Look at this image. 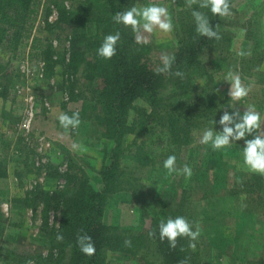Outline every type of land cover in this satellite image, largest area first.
<instances>
[{
	"label": "rangeland",
	"instance_id": "374dc122",
	"mask_svg": "<svg viewBox=\"0 0 264 264\" xmlns=\"http://www.w3.org/2000/svg\"><path fill=\"white\" fill-rule=\"evenodd\" d=\"M57 1L59 7L48 3L32 33L49 47L37 52L31 42L15 51L10 42L0 45V264H49L50 258L52 264H74L70 247L49 237L61 214L55 198L81 183L100 191V172L113 163L120 177L115 192L104 196L99 222L101 235L117 241L104 247L100 264H180L165 256L162 243L168 242L160 241L158 228L161 220L177 217V209H185L193 231L197 225L201 229L195 250L188 238H178L177 244L184 242L193 254L184 255L187 264L264 263V175L244 165V140L213 151L199 142L206 129L188 124L189 136L174 150L162 132H145L131 122V134L113 158V143L97 116L104 111L105 95L100 96L107 86L99 66L111 60L100 58L97 49L105 36L115 34L111 6L103 0ZM134 5L163 6L170 16L185 7L184 0H135ZM230 11L220 17L225 38L220 55L211 51L203 57L204 63L219 57L223 66L209 73L212 80L197 81V93L201 99L208 97L209 84L222 112L243 113L254 105L264 132V0H233ZM61 13L65 21H60ZM140 43L149 45L147 62L154 66L175 48V33H143ZM229 71L250 89L247 97L235 101L228 96ZM169 93L161 90L159 96ZM135 104L148 111L143 102ZM76 112L80 126L62 128L58 116ZM130 113L135 117L138 111ZM217 121L210 127L214 132L222 131ZM169 155L176 156L177 169L188 165L192 176L169 175L163 167ZM246 181L251 184L240 185ZM181 201L188 202L187 208ZM121 245H130L132 252L118 250Z\"/></svg>",
	"mask_w": 264,
	"mask_h": 264
},
{
	"label": "trees",
	"instance_id": "16d2710c",
	"mask_svg": "<svg viewBox=\"0 0 264 264\" xmlns=\"http://www.w3.org/2000/svg\"><path fill=\"white\" fill-rule=\"evenodd\" d=\"M103 1L108 4V7L111 6L112 16L135 6V0ZM181 1L183 2V0H173L176 4ZM232 1L229 0L230 9ZM48 3L59 7L57 0H0V45L10 42V47L15 51L19 47L25 48L31 42V50L37 52L45 49L46 46L49 47V44L44 40L32 35L33 31L38 28V25L36 26L38 18L45 17L44 12L46 8L48 9ZM84 6L86 7V5ZM192 10L200 11L208 17L220 39H208L196 33L195 21L191 15ZM60 16V21H65V14L61 13ZM171 19L174 25L176 46L169 56H174L175 62L171 72L159 75L156 70L162 64L151 66L147 62L150 55L149 45L134 42V35L130 28H125L123 25L115 23L114 20L112 22L114 33H120V40L116 45V55L110 61L99 66L98 74L105 76L107 86L102 92L104 94L100 96L102 98L105 95L103 99L104 111L102 114L98 113L97 116L102 120L113 143V158L116 149H119L123 144V138L125 139L128 134H131V122L139 124L145 132L149 131L152 134L159 133L160 135L162 132L169 140V145L174 150H178L180 144H184L185 139L189 136L188 124L208 129L214 125L213 120L218 122L217 120L222 116V109L218 108V97L208 86L209 84L207 89L211 93L204 99L199 98L196 85L197 81L202 78L212 80L209 73L213 75L212 73L221 70L223 66L219 57L210 63L203 62V57L208 52L212 51L216 55H220L218 50L224 48L222 43L225 38L220 31V16H213L210 9L201 8L196 4L191 9L176 8ZM61 32H64V29ZM73 38L78 39L79 37L74 35ZM86 42L91 43L87 39ZM73 55L78 54L74 52ZM177 71L183 73V77L174 75ZM161 90H167L170 93L160 97ZM140 101L145 104L148 111L135 104ZM133 109L138 111L135 117L130 113ZM93 114L95 116V111ZM182 125L183 128L180 127ZM163 126H165V131H161ZM100 176L102 181L100 191H96L89 184L81 183L77 187L69 186L65 194L55 198L61 206V214L58 228L51 229L49 237L57 239L58 235L63 236L61 245L69 246L73 251L76 258L74 264H100L105 253L104 247L113 245V241H117L112 236L101 235L102 227L99 220L104 206V196L115 192L120 175L113 163L104 166ZM258 179H253V181H259ZM243 184H251V182L246 181L240 185ZM243 190L245 191V189ZM181 202H183L182 206L187 208L188 202ZM177 210V216L187 218L185 209ZM83 234L91 236L94 243L95 252L91 256L84 255L77 245V237ZM162 245L165 256L177 261H184V255H193L192 252L190 253L189 250L187 252L184 249V242H179L175 249H171L166 243H162ZM118 250L132 252L130 245H128V249L121 245ZM58 251L63 252L64 249ZM38 259L41 260V257L38 256ZM49 260H51L49 264H52V258Z\"/></svg>",
	"mask_w": 264,
	"mask_h": 264
},
{
	"label": "clouds",
	"instance_id": "9594fccd",
	"mask_svg": "<svg viewBox=\"0 0 264 264\" xmlns=\"http://www.w3.org/2000/svg\"><path fill=\"white\" fill-rule=\"evenodd\" d=\"M185 7L191 9L193 5L198 4L201 8H208L213 16L226 17L231 15L229 0H184ZM192 17L196 25V33L199 36L208 39H220L218 32L210 24L208 17L197 10H192ZM115 23L123 25L125 28H130L135 34V42L139 43L143 33H154L160 31L163 33H170L173 30V23L168 9L163 6L151 5L143 8L135 6L117 12L113 15ZM120 40V33L109 34L104 37L103 43L97 49V55L105 60H110L116 55V45ZM175 62L174 56L168 54L161 55V64L156 70V73L163 74L171 72L172 65ZM174 75L183 77V73L177 71ZM225 81H230V88L228 96L235 101H239L249 94L250 89L245 87L238 75L229 71L225 77ZM59 123L64 129H76L80 126L81 120L78 112L69 116L66 113H61L58 116ZM216 123V121H212ZM219 125L222 131L214 132L212 128L204 130L199 142L203 145H210L213 151L221 150L232 143L244 140L243 161L246 168L256 174L264 175V132H261L262 127L260 113L256 110L254 105H249L243 113L240 111H233L229 113L224 111L219 119ZM247 137H252L248 139ZM82 151H86L82 145H74ZM164 169L171 175L173 172H179L190 178L192 176V169L185 165L182 169L176 168V156L169 155L163 162ZM158 191V190H157ZM159 239L161 242L167 241L171 249L177 246L178 238H188L189 248L195 250L196 241L200 235V226H196L193 231V226L183 216H177L174 219L169 217L166 222L161 220L159 223ZM150 237L156 235L155 232L149 234ZM58 241L63 240L62 235L57 236ZM126 245L130 241L125 242ZM77 245L80 251L87 256H91L95 252V246L92 242L91 236L87 234L79 235L77 237ZM26 264H34L29 260ZM180 264H187V260L181 261Z\"/></svg>",
	"mask_w": 264,
	"mask_h": 264
}]
</instances>
